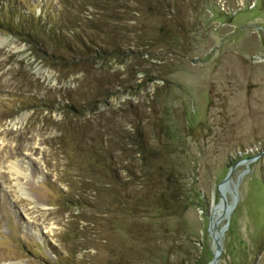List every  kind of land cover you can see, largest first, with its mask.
<instances>
[{
  "label": "rangeland",
  "instance_id": "obj_1",
  "mask_svg": "<svg viewBox=\"0 0 264 264\" xmlns=\"http://www.w3.org/2000/svg\"><path fill=\"white\" fill-rule=\"evenodd\" d=\"M0 8V264H209V226L218 264H264V0ZM19 13L78 53L36 52ZM159 158L204 213L162 207Z\"/></svg>",
  "mask_w": 264,
  "mask_h": 264
},
{
  "label": "trees",
  "instance_id": "obj_2",
  "mask_svg": "<svg viewBox=\"0 0 264 264\" xmlns=\"http://www.w3.org/2000/svg\"><path fill=\"white\" fill-rule=\"evenodd\" d=\"M3 8L5 9V4L3 5ZM2 11V9L0 8ZM8 10V14L12 15L13 9H6ZM11 13V14H10ZM18 19L19 26L14 24L13 20L14 18L11 17V22L8 26H6V29L13 33L16 36H23V38L28 42L29 45L33 47V49L36 52H43L42 46L48 43V45H55L54 42H51V37L56 35V31L53 32L52 25L47 24L42 20V17H34L33 21L31 22V25L27 24L29 23L28 20L26 19L24 13H19L18 15L15 16ZM35 28L33 27L34 24ZM59 34V33H58ZM57 34V37H58ZM54 38V37H52ZM58 39V38H57ZM53 43V45H52ZM59 46L55 47V49L67 52V53H72L77 54L78 53V48L66 44L63 42V40L60 42V39L58 41ZM56 43V44H58ZM76 57V56H75ZM61 55L55 57L56 60H61ZM73 58L72 60H74ZM71 64H76L74 61ZM139 147V152L143 153L144 152V146L141 141H139L136 144ZM161 161V163H160ZM148 162V161H146ZM145 162V163H146ZM166 161L160 160V158L157 159H152L149 163V170L152 172L150 173L148 170V175H146L147 180H156L157 183L153 184V182H149V190L155 188H159L160 192V200L159 202L161 203L162 207L165 209H171L175 208L176 204H179L183 207H191L194 203L195 205H198L201 209V211L204 213V203H203V198H202V192H200L196 187H195V181L191 180V182H186L184 178L179 176V172L181 170L173 168V165H170L168 162L165 163ZM156 175V176H155ZM149 177V178H148ZM152 177V178H151ZM158 203V204H160ZM175 206V207H174ZM202 220L205 219V216H201Z\"/></svg>",
  "mask_w": 264,
  "mask_h": 264
},
{
  "label": "water",
  "instance_id": "obj_3",
  "mask_svg": "<svg viewBox=\"0 0 264 264\" xmlns=\"http://www.w3.org/2000/svg\"><path fill=\"white\" fill-rule=\"evenodd\" d=\"M226 203H224L225 205ZM220 217L214 222V227L216 228L217 223L219 222ZM210 226L207 228L211 238H212V260L210 261L209 264H218L219 262V257L221 255L222 252V248H221V239L223 234L221 233V230H225V228L220 229V231L218 232V236L216 238H213L211 235V229H209Z\"/></svg>",
  "mask_w": 264,
  "mask_h": 264
},
{
  "label": "bare ground",
  "instance_id": "obj_4",
  "mask_svg": "<svg viewBox=\"0 0 264 264\" xmlns=\"http://www.w3.org/2000/svg\"><path fill=\"white\" fill-rule=\"evenodd\" d=\"M3 43H4V39H3V38L0 36V46H1V44H3ZM228 209H230V210H231V209H232V207H229ZM230 210H229V211H230ZM214 238H216V237H214Z\"/></svg>",
  "mask_w": 264,
  "mask_h": 264
}]
</instances>
